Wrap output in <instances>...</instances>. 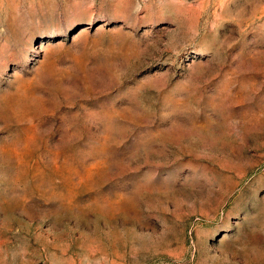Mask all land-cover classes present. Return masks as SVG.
Here are the masks:
<instances>
[{
  "label": "rangeland",
  "instance_id": "374dc122",
  "mask_svg": "<svg viewBox=\"0 0 264 264\" xmlns=\"http://www.w3.org/2000/svg\"><path fill=\"white\" fill-rule=\"evenodd\" d=\"M0 264H264V0H0Z\"/></svg>",
  "mask_w": 264,
  "mask_h": 264
}]
</instances>
